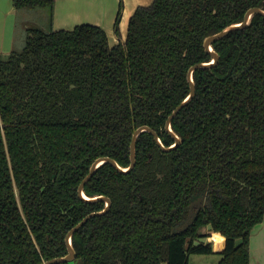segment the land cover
Returning <instances> with one entry per match:
<instances>
[{
  "label": "trees",
  "instance_id": "16d2710c",
  "mask_svg": "<svg viewBox=\"0 0 264 264\" xmlns=\"http://www.w3.org/2000/svg\"><path fill=\"white\" fill-rule=\"evenodd\" d=\"M12 1L47 10L50 24L0 55V264H43L68 254L69 230L106 206L78 192L93 162L128 168L144 125L172 146L166 122L190 94L188 72L212 61L205 39L264 0H153L113 46L98 25L54 29L58 0ZM212 47L219 62L193 72L195 95L171 122L181 143L165 151L143 131L132 170L103 163L84 193L111 207L72 236L74 261L57 264H189L216 253L210 232L225 239L218 264H250L264 220V15ZM202 196L210 205L174 235Z\"/></svg>",
  "mask_w": 264,
  "mask_h": 264
},
{
  "label": "crops",
  "instance_id": "0c3cea01",
  "mask_svg": "<svg viewBox=\"0 0 264 264\" xmlns=\"http://www.w3.org/2000/svg\"><path fill=\"white\" fill-rule=\"evenodd\" d=\"M153 0H123L124 10L120 21L119 32L115 31V21L119 10L120 0H58L54 9L53 28L71 30L75 26L83 23L94 24L101 26L108 34L110 45H116L120 41H125L127 37L128 21L135 9L140 5H147L152 3ZM46 19L49 21L48 11H44ZM40 12L38 16L42 15ZM7 15V17H6ZM17 15V10L13 6L12 0H0V17L2 20L8 21L10 16ZM6 17V18H5ZM32 23L26 22L24 24V36L16 37L12 36L11 32L6 36V44L2 42L0 44V55L10 54L16 48V42L20 43L25 41L27 30L32 28H39L37 20L31 19ZM50 24V22H49ZM26 31V32H25ZM1 33V30H0ZM15 46V48H14ZM14 48V49H13ZM5 52V54H4ZM205 241L211 242L216 253L208 255H192L189 258V264H218L219 251L224 248L223 246L215 247L213 239V233L210 232ZM224 239V238H223ZM250 264H264V220L257 225L251 233L250 237Z\"/></svg>",
  "mask_w": 264,
  "mask_h": 264
},
{
  "label": "water",
  "instance_id": "95a60500",
  "mask_svg": "<svg viewBox=\"0 0 264 264\" xmlns=\"http://www.w3.org/2000/svg\"><path fill=\"white\" fill-rule=\"evenodd\" d=\"M256 13H260L262 15H264V10L260 7H252L250 8L244 17V20L239 23V24H233L228 26L227 28L223 29L222 31L215 33L213 35L208 36L205 39L204 42V46L206 48V50H208L211 55H212V61L211 62H203V63H199L196 64L194 66H192L188 72V79L190 81V85H191V91L189 96L183 101L181 102V104L179 105V107H177L168 117L167 122H166V129L167 131L170 133V135L174 138L175 140V144H173L170 147H166L159 135L157 134V132L155 130H153L152 128H150L149 126L144 125L143 127L140 126L139 128H137L134 131L133 137H132V141H131V146H130V158H131V163L129 165L128 168H123L121 167L117 161H115L114 159L110 158V157H100L98 159H96L92 166L90 167L89 173L85 176V178L83 179V181L81 182L79 188H78V192L79 195L81 196V198H83L86 201H90V202H94V201H104L106 202V206L103 210L101 211H95L92 212L88 215H86L78 224H76L71 230H69V232L67 233L66 236V243H67V248H68V254H66L65 256H60V257H56L53 258L51 260H48L46 262H44L43 264H57V263H63V262H72L74 261L75 257H76V251L74 250L73 244H72V236L81 228L85 225V223L92 217L96 216V215H105V213L110 209L111 207V199L105 195H100V196H96V197H87V195L84 193V186L87 183V181H89V179H91L93 177V175L95 174V172L97 171V169L105 162H108L110 164H112L117 170L121 171V172H128L130 170H132L135 165H136V145H137V139L138 136L141 132L143 131H147L153 134L154 139L157 141V143L159 144V146H161V148L165 151H170L171 149L178 147V145L181 143V138L173 131V128L171 127V122L173 120V118L176 116V114L178 113V111H180L195 95L196 92V87H195V82L193 79V72L198 69V68H207V67H211L216 65L219 62V55L218 53L213 49L212 44L214 42H216L217 40L225 37L230 31H232L233 29H240V28H244L245 26H247L250 21L251 18L254 14ZM210 201L208 198L202 196L200 198H198L197 200H195L191 207H190V212L189 215L187 216L188 218H186V220L181 223L179 226H177L174 231L173 234H179L181 232L186 231L194 222L197 213L199 212V210L203 207L204 204H210Z\"/></svg>",
  "mask_w": 264,
  "mask_h": 264
},
{
  "label": "rangeland",
  "instance_id": "374dc122",
  "mask_svg": "<svg viewBox=\"0 0 264 264\" xmlns=\"http://www.w3.org/2000/svg\"><path fill=\"white\" fill-rule=\"evenodd\" d=\"M44 11H46L45 9H22V10H17V15H11L8 19V21L6 20H2L3 17H0V44H1V40L2 42H4L6 44L8 37L6 38V36L9 34V32H11L12 36H16V37H21L22 35L24 36V24L26 22L28 23H32L31 19L37 20V26L43 30H48L49 29V21L46 19L45 17V13ZM40 12H43L42 15H40V17L38 16V14ZM7 17V15H6ZM5 17V18H6ZM26 32V31H25ZM16 48L15 50H20L23 47V42L20 43V38H19V42H16ZM13 48V49H14ZM5 54V52H4ZM212 241H214L215 243V247L218 248L219 246H223V244L225 245V239L223 238H219V237H213ZM221 256H219L220 259ZM192 264H194L191 261Z\"/></svg>",
  "mask_w": 264,
  "mask_h": 264
},
{
  "label": "flooded vegetation",
  "instance_id": "af4514ba",
  "mask_svg": "<svg viewBox=\"0 0 264 264\" xmlns=\"http://www.w3.org/2000/svg\"><path fill=\"white\" fill-rule=\"evenodd\" d=\"M174 144H175V143H174ZM204 197H205V196H204ZM208 199H209V198H208ZM209 200H210V199H209ZM193 202H194V201H193ZM193 202H192V203H193ZM210 203H211V202H210ZM191 205H192V204H191ZM209 205H210V204H204L202 208H204V207H206V206H209ZM190 207H191V206H190ZM202 208H201V209H202ZM201 209H200V210H201ZM200 210H199V211H200Z\"/></svg>",
  "mask_w": 264,
  "mask_h": 264
}]
</instances>
